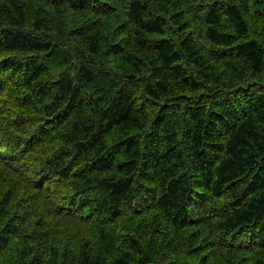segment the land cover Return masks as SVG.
I'll return each instance as SVG.
<instances>
[{
    "label": "trees",
    "instance_id": "1",
    "mask_svg": "<svg viewBox=\"0 0 264 264\" xmlns=\"http://www.w3.org/2000/svg\"><path fill=\"white\" fill-rule=\"evenodd\" d=\"M0 264H264V0H0Z\"/></svg>",
    "mask_w": 264,
    "mask_h": 264
},
{
    "label": "bare ground",
    "instance_id": "2",
    "mask_svg": "<svg viewBox=\"0 0 264 264\" xmlns=\"http://www.w3.org/2000/svg\"><path fill=\"white\" fill-rule=\"evenodd\" d=\"M110 30V29H109ZM73 81V80H72ZM126 146V145H125ZM119 158V157H118ZM113 166V165H112ZM113 168V167H112ZM247 175V174H246ZM220 176V175H219ZM250 178V177H249ZM174 215V214H173ZM123 217V216H122ZM138 219H140V218H138ZM121 231V230H120ZM131 259V258H130Z\"/></svg>",
    "mask_w": 264,
    "mask_h": 264
}]
</instances>
